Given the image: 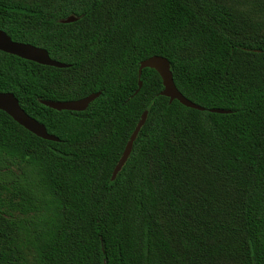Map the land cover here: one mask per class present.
Returning <instances> with one entry per match:
<instances>
[{
  "label": "trees",
  "instance_id": "trees-1",
  "mask_svg": "<svg viewBox=\"0 0 264 264\" xmlns=\"http://www.w3.org/2000/svg\"><path fill=\"white\" fill-rule=\"evenodd\" d=\"M252 4L0 0V29L70 65L0 50V92L60 139L0 110V264H264V0ZM156 55L207 110L163 96L155 69L139 77ZM94 93L84 111L43 104Z\"/></svg>",
  "mask_w": 264,
  "mask_h": 264
},
{
  "label": "water",
  "instance_id": "water-1",
  "mask_svg": "<svg viewBox=\"0 0 264 264\" xmlns=\"http://www.w3.org/2000/svg\"><path fill=\"white\" fill-rule=\"evenodd\" d=\"M77 18L74 16H69L66 19L61 20L63 23H69L76 21ZM0 50L9 54L19 56L21 58L37 62L39 64L47 66H55L59 68H67L70 65L57 61L53 59L48 50L39 46L32 45L30 43L14 41L10 35H8L4 30L0 29ZM144 68L155 69L161 76L163 80L164 89L161 92L163 96L169 97L170 101L178 100L181 104L186 107L205 111L207 108L201 106L187 97H185L177 88L173 73L171 71V64L169 60L163 56H152L140 63L139 67V77H141ZM142 83L140 81V87ZM100 93L91 94L85 98L74 100V101H51L45 100L43 104L46 106L56 109V110H71V111H84L91 102H93ZM0 110L7 113L12 117L18 124L23 126L28 131L32 132L36 136L43 138L45 140L59 141L60 139L50 134L44 124L39 122L37 119L30 116L20 105L18 98L12 92H0ZM208 111L213 113H230V110L220 109V108H210ZM148 112L145 111L141 121L132 133L130 140L128 141L122 157L120 158L118 164L116 165L112 179H114L119 171L122 169L127 159L129 158L134 142L136 140L137 134L140 128L145 124Z\"/></svg>",
  "mask_w": 264,
  "mask_h": 264
},
{
  "label": "rangeland",
  "instance_id": "rangeland-1",
  "mask_svg": "<svg viewBox=\"0 0 264 264\" xmlns=\"http://www.w3.org/2000/svg\"><path fill=\"white\" fill-rule=\"evenodd\" d=\"M233 4L236 5H245L247 7H251L253 4V0H231ZM261 13H259L260 15ZM264 15H260L259 17L263 18Z\"/></svg>",
  "mask_w": 264,
  "mask_h": 264
}]
</instances>
